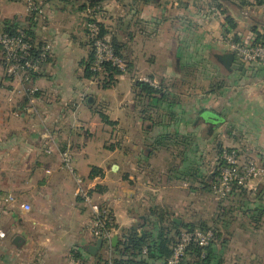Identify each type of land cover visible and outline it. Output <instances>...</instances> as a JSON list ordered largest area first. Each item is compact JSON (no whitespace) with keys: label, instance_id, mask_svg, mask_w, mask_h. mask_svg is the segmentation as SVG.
Returning <instances> with one entry per match:
<instances>
[{"label":"crops","instance_id":"obj_1","mask_svg":"<svg viewBox=\"0 0 264 264\" xmlns=\"http://www.w3.org/2000/svg\"><path fill=\"white\" fill-rule=\"evenodd\" d=\"M246 1L247 7L240 0L103 1L99 22L127 64L107 88L85 77L90 56L86 0H35L42 9L36 18L21 1L0 3V31L21 29L34 44L48 47L42 70L29 85L37 91L34 113L27 96L12 93L15 83L4 76L0 57V264H97L83 249L94 243L91 212L76 195L75 179L61 166L65 148L85 187L109 205L116 227L122 231L138 221L143 233L146 214L161 202V191L168 188L183 202L190 187L202 190L204 179H214L221 150H235L243 163L264 162V66L235 57L243 66L240 72L227 70L218 59L232 53L226 41L234 33L246 43L264 36V12L257 10L264 0ZM218 6L234 19L236 31L226 25ZM256 10L262 12L261 21L252 18ZM143 78L157 85L162 100L136 101L133 84ZM116 129L138 136L135 158L123 145H110ZM161 134L170 140L158 143ZM92 150L98 155L88 159ZM161 150L171 155L162 160V190L145 170ZM94 167L102 172L100 179H89ZM149 191L153 195L147 196ZM254 197L249 195V201ZM255 202L264 209V186ZM21 203L30 211L23 213L16 206ZM162 209L181 224L174 213L177 205L166 203ZM235 212L236 219L249 221ZM16 236L23 239L19 247L13 244ZM234 242H249V258L260 264L264 234L239 235ZM73 250L82 258H73ZM98 254L110 255L104 245Z\"/></svg>","mask_w":264,"mask_h":264},{"label":"built area","instance_id":"obj_2","mask_svg":"<svg viewBox=\"0 0 264 264\" xmlns=\"http://www.w3.org/2000/svg\"><path fill=\"white\" fill-rule=\"evenodd\" d=\"M14 1L23 2L28 12L35 18L42 14V9L35 0H0V3ZM102 14L103 10L99 6L86 10V15L91 20L87 21L85 25L87 40L92 52L91 70L101 75L104 67L110 65L123 75L127 68L125 59L116 54L113 45L107 38L100 36L98 24L99 17ZM226 43L232 54L242 63L264 66V44L237 41L233 36H229ZM32 49L33 45L22 30H17L14 33L0 31V53L2 55L3 74L15 83L12 93L28 97L30 101L29 108L34 113L37 91L29 85L33 76H37L41 72L48 47L40 45L39 48H36L35 50L38 53L36 57L32 56ZM140 81L149 83L151 86L157 88V85L150 79L143 78ZM60 158L61 166L75 179L77 185L76 195L91 212L89 231L94 242L97 239H101L103 245L108 247V253H110V248L112 247L110 241L114 235H118L119 229L116 227L109 205L96 200L93 192H90L89 188L85 187L83 179L76 173V169L73 166L72 154L68 148L60 153ZM214 174L215 176L211 181L209 192L212 194V199L219 203H224L230 199L231 191L235 187L242 188L250 194H255L260 187L264 186V162H240L239 155L235 150L223 149L219 152ZM102 175H98L94 179H100ZM8 201L12 205L16 204L13 196H9ZM16 206L23 213L30 211V206L27 204L21 203ZM0 237H4V234L0 233ZM212 241H214L212 229H195L191 232L183 230L177 238L172 255L165 264H183L186 248L191 243L202 249L201 255L203 257L205 253L204 249ZM143 253L145 254L146 251L144 250ZM71 261L73 262V260ZM103 264L123 263L113 261L110 253L107 261Z\"/></svg>","mask_w":264,"mask_h":264},{"label":"trees","instance_id":"obj_3","mask_svg":"<svg viewBox=\"0 0 264 264\" xmlns=\"http://www.w3.org/2000/svg\"><path fill=\"white\" fill-rule=\"evenodd\" d=\"M105 0H86V3L84 5V10L86 13L87 9L93 8L95 6H99L101 9V3ZM149 1V0H144ZM213 2L217 3L218 1L212 0ZM262 3L258 2L257 5H260ZM239 5L241 7H247L249 6V2L246 0H240ZM217 9L220 12V15L224 16V20L226 25L234 32L237 29V25L234 22V19H232L229 15H227V11L220 6L217 7ZM87 17V15H86ZM87 21L89 20V17H87ZM100 27V36L103 38H106L108 30L107 28L99 22ZM17 30V28H8L5 27L2 29L1 32L5 33H14ZM26 37L30 40V36L28 33L24 30H22ZM87 33V30H86ZM234 39L238 41L237 36L234 33ZM110 43L113 45L115 52L117 55L123 58V56L120 53V47L119 44L115 41L114 38L109 39ZM30 43L33 45L32 49V56L36 57L38 55L36 48H39L40 45L34 44L31 40ZM254 43H261L264 44V36L258 34L257 38L255 39ZM124 59V58H123ZM91 64H92V52L90 50V56L85 64V77L86 78H93V79H99L101 82V85L104 88H107L108 86H111L114 84L116 77L120 76L121 73H119L115 68H112L110 65H106L103 69L102 74L100 75L97 72H94L91 70ZM127 65V64H126ZM35 76H33L34 78ZM133 90L135 94L136 101L139 103H144L145 101L147 104L150 100H162L163 98H160V91L157 88L151 86L149 83L142 82V81H134L133 84ZM101 119L103 122H105L108 125H113L112 122L108 120V118L105 115H101ZM170 140L169 134H161L159 139H156L158 143L162 142L165 143L166 141ZM164 140V141H162ZM161 146L165 147L166 144H162ZM102 172L94 167L92 168L89 179H94L98 175H101ZM204 185V188L210 189L211 182L208 183L205 179L201 183ZM261 188V187H260ZM260 188L257 193L250 194L246 190L242 188H233L230 194V199L235 198L238 200L237 207H235V210L237 213H239L242 217H248L253 218V216H256V222H259L261 220V217H264V209L256 204L257 198L259 199L260 196ZM95 192L101 193L102 190L100 186H96ZM246 195H252L255 196V201L247 204H242V198ZM235 200V201H236ZM224 210L221 208V211ZM255 211V213H253ZM253 213V215H252ZM251 214V215H250ZM205 222H200L199 220H196L195 218L188 219V220H182L181 224L178 225L175 223L171 215L165 210L160 209L159 207L152 208L148 211L146 214V223L143 224L142 228L145 227L148 228V230H145L143 235L139 233V228L133 226L127 229H123L119 233V241L116 247L110 248V253L112 255V260L117 263H123V264H165L168 258L172 255L174 246L177 243V238L181 231H194L195 229H201V230H208L212 229L214 233V241H212L208 247L204 249L205 253L202 257V249L195 244L191 243L186 248V256L184 258L183 264H222V258H220V253L217 251V244H218V237L220 235L216 234V231L213 228L206 227ZM119 229V228H118ZM106 250H109L108 247H106ZM146 251L144 254L143 251ZM72 257L75 259L82 258V255L79 250H73ZM97 259V264H103L107 261V257H102L100 254H97L95 257Z\"/></svg>","mask_w":264,"mask_h":264},{"label":"rangeland","instance_id":"obj_4","mask_svg":"<svg viewBox=\"0 0 264 264\" xmlns=\"http://www.w3.org/2000/svg\"><path fill=\"white\" fill-rule=\"evenodd\" d=\"M225 4L228 10H232V5L229 2ZM257 10H261L264 12V7H259ZM257 10L253 13L254 16H252V18L261 21L262 12L260 11V13H257L258 12ZM0 57L2 59L1 53H0ZM114 131L115 132L110 138V142H111L110 145H115L116 147H118L117 146L118 144L123 145L121 146V148L127 149L125 150L126 152H128L127 154L130 155V157L135 158L133 156H135L139 152V150L135 145L138 136L135 133H133L131 130L130 133L124 132L123 129L122 131H119L117 129ZM125 136L127 137V139H124ZM123 140L126 142H124ZM68 149L71 152L70 148ZM97 155L98 154L95 153L94 150H92L88 154V159H91L93 158V156H97ZM168 156H171L170 153L168 154L166 151L164 152L163 150L159 151L153 157V163H154L153 166L151 167L149 166L148 168L145 169L146 172L150 173V176L152 178L159 180L158 185L161 190L164 185L163 177H161V175H163L162 171L163 173L165 171V166L162 163V160L164 158H168ZM73 166L75 168V162L73 163ZM131 172L132 175H135V172L133 170H131ZM190 191L191 192L188 198L183 196V202H178V196L176 195L172 196L173 191H169L168 188L162 190L160 194L162 200L161 202H159V204H156V206L154 207H159L161 209L164 207V205H166V203L177 205L178 209H176L174 213H176L177 216H179L183 220L195 218L200 222H205L207 225L206 227L213 228L216 231V234L220 235V237H218L217 251L220 252V258H222V264H253L252 263L253 260L249 258V242L248 243L240 242L238 246L237 243L234 242V240L235 237L239 235L245 236V235H249L250 233L264 234V218L261 217L260 222L262 221L263 223H261L262 225L259 226H257L256 216H254L251 219L249 218V221L243 222V219L241 220L236 219L237 214H235L236 213L235 207H237L236 202H238V200H236L235 198L228 199L226 202L218 204V202L216 203V201L212 199V194L209 192L207 188H203L201 190L193 186L190 187ZM146 193L147 196L150 194L153 195V192L150 191ZM147 200L148 198L146 199V201ZM240 202H242V204L249 203V195L243 197L242 201ZM221 208H223L224 210L221 211ZM136 227L140 228V224L138 223V221ZM141 231L142 230L139 229V232ZM119 233L120 231L118 232V235ZM258 261L260 262V264H264V257H262V259L258 258Z\"/></svg>","mask_w":264,"mask_h":264},{"label":"water","instance_id":"obj_5","mask_svg":"<svg viewBox=\"0 0 264 264\" xmlns=\"http://www.w3.org/2000/svg\"><path fill=\"white\" fill-rule=\"evenodd\" d=\"M219 1H227V0H219ZM220 63L227 69V70H235V71H240L243 72V66L235 61V56L232 53H229L227 55H222L219 58ZM113 171H117V166L114 165L112 167ZM175 223L180 225V221L176 218L173 219ZM143 234V231L140 232ZM23 239L20 236H16L13 239V244L17 247L21 246V242ZM119 241V236L114 235L110 241L111 246L114 248L117 246ZM103 246V242L101 239H97L94 243L92 244H87L86 246L83 247V249L92 257H96L98 252Z\"/></svg>","mask_w":264,"mask_h":264}]
</instances>
